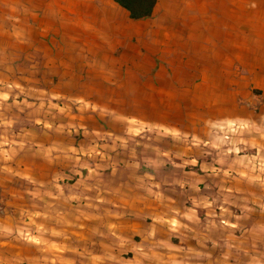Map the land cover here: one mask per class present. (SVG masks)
Masks as SVG:
<instances>
[{
  "label": "crops",
  "instance_id": "1",
  "mask_svg": "<svg viewBox=\"0 0 264 264\" xmlns=\"http://www.w3.org/2000/svg\"><path fill=\"white\" fill-rule=\"evenodd\" d=\"M0 204V264H264V0H0Z\"/></svg>",
  "mask_w": 264,
  "mask_h": 264
},
{
  "label": "built area",
  "instance_id": "2",
  "mask_svg": "<svg viewBox=\"0 0 264 264\" xmlns=\"http://www.w3.org/2000/svg\"><path fill=\"white\" fill-rule=\"evenodd\" d=\"M246 128H248L246 123L230 121L216 126L214 134H216L217 138L224 146L223 148L228 151V153H233V150H239V148H236L234 144V139H236L239 133L244 131Z\"/></svg>",
  "mask_w": 264,
  "mask_h": 264
},
{
  "label": "trees",
  "instance_id": "3",
  "mask_svg": "<svg viewBox=\"0 0 264 264\" xmlns=\"http://www.w3.org/2000/svg\"><path fill=\"white\" fill-rule=\"evenodd\" d=\"M129 12L130 19L139 20L150 16L155 0H113Z\"/></svg>",
  "mask_w": 264,
  "mask_h": 264
},
{
  "label": "rangeland",
  "instance_id": "4",
  "mask_svg": "<svg viewBox=\"0 0 264 264\" xmlns=\"http://www.w3.org/2000/svg\"><path fill=\"white\" fill-rule=\"evenodd\" d=\"M232 121L242 122V121H237V120H232ZM246 125H248V124L246 123ZM248 131H249L248 128H246L244 131H242L241 133H239V135L236 137V139H234V144H235L236 148L238 147L239 150L241 149V151H244L245 145L242 142V140H244V138H245L244 134L245 133H248ZM214 136H215V138H217L216 134H214ZM0 206H1V204H0Z\"/></svg>",
  "mask_w": 264,
  "mask_h": 264
}]
</instances>
